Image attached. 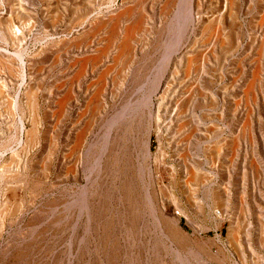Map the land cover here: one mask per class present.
<instances>
[{
  "label": "rangeland",
  "instance_id": "rangeland-1",
  "mask_svg": "<svg viewBox=\"0 0 264 264\" xmlns=\"http://www.w3.org/2000/svg\"><path fill=\"white\" fill-rule=\"evenodd\" d=\"M230 1L0 0V264H264V0Z\"/></svg>",
  "mask_w": 264,
  "mask_h": 264
},
{
  "label": "bare ground",
  "instance_id": "bare-ground-1",
  "mask_svg": "<svg viewBox=\"0 0 264 264\" xmlns=\"http://www.w3.org/2000/svg\"><path fill=\"white\" fill-rule=\"evenodd\" d=\"M229 2H231L230 0H229ZM202 4V3H201ZM164 6V5H163ZM129 7V6H128ZM129 8H131V7H129ZM122 9V8H121ZM124 9V8H123ZM122 9V10H123ZM125 9H126V7H125ZM124 9V10H125ZM203 9V8H202ZM123 10V11H124ZM120 13L118 14V17H117V19H120L121 18V16L124 14L123 13V11L121 12V10H118ZM126 11V10H125ZM186 12H188V11H185V14L182 16V18H183V20H185L186 18H187V16H186ZM118 12H116V14H117ZM127 13H129V12H127ZM169 13V12H168ZM111 16H113V14L111 15ZM236 18V17H235ZM127 21V20H126ZM104 23V22H103ZM102 23V24H103ZM118 23V22H117ZM116 23V24H117ZM114 24H115V21H114ZM123 24H124V22H123ZM181 24V23H180ZM129 25V24H128ZM196 26V25H195ZM219 26V25H218ZM174 27V26H173ZM181 27V26H180ZM7 28H9V27H7ZM115 28H116V26H115ZM120 28V27H119ZM133 28L134 27H130V28H125V35H124V49H123V47H122V50L123 51H121V53H120V57L121 56H123V54H125L126 53V51H127V49H129L128 48V45H129V43L130 42H132V39H133ZM174 29V28H173ZM227 29H228V27H227ZM8 30V29H7ZM177 30V29H176ZM216 31H218V30H216ZM181 32V31H180ZM216 33V32H215ZM201 34V33H200ZM220 34V33H219ZM176 35H178V34H176ZM77 38V37H76ZM235 38V37H234ZM108 40H110V39H108ZM208 39H206V41H207ZM223 40V39H222ZM111 41V40H110ZM177 41V40H176ZM186 42V41H185ZM200 42V41H199ZM222 43V42H221ZM235 43V42H234ZM177 44V43H176ZM192 45V44H191ZM106 46V45H105ZM173 46V45H172ZM106 48V47H105ZM177 48H178V46H177ZM66 49V48H65ZM104 49V48H103ZM121 49V48H120ZM172 49V48H171ZM202 49V48H201ZM204 50V49H203ZM212 50V49H211ZM259 50V49H258ZM211 52V51H210ZM102 53V52H101ZM193 54V53H192ZM192 54H191V56H192ZM221 54V53H220ZM89 56V55H88ZM190 56V57H191ZM180 57V56H179ZM179 57H177V59H179ZM183 57V56H182ZM182 57H181V59H182ZM187 57H189V56H187ZM190 57H189V59H190ZM95 58V57H94ZM173 58V57H172ZM202 58H204V57H202ZM77 59V58H76ZM76 59H74V60H76ZM188 59V60H189ZM118 60H119V58H118ZM176 60V59H175ZM180 60V59H179ZM206 60V59H205ZM191 61V60H190ZM257 61H258V59H257ZM13 62V61H12ZM74 62V61H73ZM84 62V61H83ZM86 62V61H85ZM175 62H177V61H175ZM181 62V61H180ZM184 62V61H183ZM187 62V61H186ZM172 63V62H171ZM178 64V63H177ZM180 64H182V63H180ZM186 64H188V62L186 63ZM159 65V64H158ZM157 65V66H158ZM185 65V64H184ZM107 66V65H106ZM85 67V66H84ZM186 68H188V67H186ZM82 69V68H81ZM257 69V68H256ZM79 70V69H78ZM83 70V69H82ZM81 70V71H82ZM188 70V69H187ZM64 71V70H63ZM159 73H160V71H158ZM255 72H256V70H255ZM151 73V72H150ZM192 73V72H191ZM103 74V73H102ZM101 74V75H102ZM165 74V73H164ZM185 74V73H184ZM253 74V73H252ZM251 74V75H252ZM255 74L256 73H254V76H252L253 77V79H254V77H255ZM100 75V74H99ZM190 75V74H189ZM257 75V74H256ZM186 76H187V74H186ZM201 76V75H200ZM258 77V76H257ZM160 78V77H159ZM74 79V78H73ZM77 79V78H76ZM258 79V78H257ZM95 80V79H94ZM104 81V80H103ZM250 81H251V78H250ZM253 81V80H252ZM251 81V82H252ZM153 83H155V82H153ZM186 84V83H185ZM248 84H249V81H248ZM252 84V83H251ZM105 85V84H104ZM250 85V84H249ZM255 85V84H254ZM102 86H103V84H102ZM142 87V86H141ZM101 88V87H100ZM183 88V87H182ZM246 88H247V86H246ZM245 88V89H246ZM137 89V88H136ZM157 89H158V87L157 86H155L154 87V93L155 92H157ZM67 90H69V89H67ZM102 90V89H101ZM179 90V89H178ZM244 90V89H243ZM162 91V90H161ZM246 91V90H245ZM95 92V91H94ZM152 92V91H151ZM247 92V91H246ZM244 93V92H243ZM246 94V93H245ZM99 95V94H98ZM246 96V95H245ZM91 97V96H90ZM66 98V97H65ZM148 98V97H147ZM58 99V98H57ZM64 99V98H63ZM175 101V100H174ZM246 101V100H245ZM248 103V102H247ZM86 104V103H85ZM59 106V105H58ZM191 106V105H190ZM198 106V105H197ZM118 109H119V107H118ZM121 109V108H120ZM125 109H127V107L125 108L124 107V110ZM146 109H147V107H146ZM62 110V109H61ZM123 110V109H122ZM191 110V109H190ZM92 111V110H91ZM117 111V110H116ZM148 111V110H147ZM16 112V111H15ZM180 112H181V110H180ZM189 114V113H188ZM58 116V115H57ZM151 116V115H150ZM247 116V115H246ZM119 118V117H118ZM120 119H121V117H120ZM119 119V120H120ZM248 119V118H247ZM182 120V119H181ZM56 122V121H55ZM184 122V121H183ZM197 123V122H196ZM121 126V125H120ZM82 133V132H81ZM105 135V134H104ZM249 135V134H248ZM79 136H82V135H79ZM109 136V135H108ZM190 137V136H189ZM248 138H249V136H248ZM109 139V138H108ZM75 142H78V141H75ZM234 142V141H233ZM111 143H112V141H111ZM142 143V142H141ZM235 143V142H234ZM77 144V143H76ZM72 146V145H71ZM104 146V145H103ZM76 148H77V146H76ZM149 150V149H148ZM103 151V150H102ZM106 151V150H105ZM148 152V151H147ZM232 153V152H231ZM148 154V153H147ZM231 155V154H230ZM97 158V157H96ZM95 162V161H94ZM185 163V162H184ZM82 164V163H81ZM187 166V165H186ZM188 168V167H187ZM198 168V167H197ZM191 172V171H190ZM129 174V173H128ZM192 172L190 173V175L192 176ZM194 176V175H193ZM185 180V179H184ZM186 182V181H185ZM116 185V184H115ZM85 189V188H84ZM148 193V192H147ZM241 195V194H240ZM239 195V196H240ZM190 196V195H189ZM221 198V197H220ZM240 200V199H239ZM237 201V200H236ZM83 202H85V200L83 201ZM240 203V202H239ZM89 204V203H88ZM96 205V204H95ZM225 206V205H224ZM245 207V206H244ZM181 210V209H180ZM224 211V210H223ZM240 211V210H239ZM224 213V212H223ZM245 213V212H244ZM86 215V214H85ZM183 215V213L181 212V211H179L178 212V218L180 219V216H182ZM88 221V220H87ZM156 221H158V220H156ZM189 221V220H188ZM157 224L159 225V223L157 222ZM87 227V226H86ZM90 227V226H89ZM168 242V241H167ZM171 244V243H170ZM174 252H176V251H174ZM175 255V254H174ZM193 255V254H192ZM195 256V255H194ZM199 256V255H198ZM197 257V256H196ZM181 258V257H180Z\"/></svg>",
  "mask_w": 264,
  "mask_h": 264
}]
</instances>
